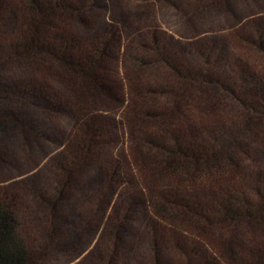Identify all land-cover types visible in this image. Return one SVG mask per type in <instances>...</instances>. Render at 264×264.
<instances>
[{
    "label": "trees",
    "instance_id": "16d2710c",
    "mask_svg": "<svg viewBox=\"0 0 264 264\" xmlns=\"http://www.w3.org/2000/svg\"><path fill=\"white\" fill-rule=\"evenodd\" d=\"M105 1L0 0V161L55 150L0 190V264H264V18L183 45ZM234 2L160 5L196 30Z\"/></svg>",
    "mask_w": 264,
    "mask_h": 264
},
{
    "label": "rangeland",
    "instance_id": "374dc122",
    "mask_svg": "<svg viewBox=\"0 0 264 264\" xmlns=\"http://www.w3.org/2000/svg\"><path fill=\"white\" fill-rule=\"evenodd\" d=\"M105 3L106 7L101 8L100 11H98L101 18L104 17L105 20L109 22H116L115 18L119 19L125 16L129 19L134 18L142 24L141 30L145 32L146 30L152 29L153 24L150 18H152V15H155L160 21L161 29L173 36L177 41H180L183 45L185 43H194L205 39L218 42L225 40L230 43V38L233 33L239 29V27L255 19L264 18V0H235L233 7L234 10H226L224 5H219L210 9V11L207 12L208 14H203L195 20V26L197 29L191 30L189 25H186V23L184 24L183 21L180 22L177 14H174L177 13L176 11L171 9V13L167 15V13H165L166 11L164 12L161 8V0H106ZM176 21H178V24L175 23ZM15 69L16 72L22 71V69ZM66 124L67 122L65 120L56 125L66 128ZM46 149L48 152V148ZM45 152L41 153V151L38 150V153L35 155L33 161H29V163L27 162L28 157L24 154L18 155L17 159H15L18 160L19 165L16 167L9 168L4 162L0 161V190L10 188V186L17 181L25 180L38 175L49 158L55 154L54 150L52 152L50 151L47 156H44ZM250 153L251 154H246L245 157L241 158V167L250 170L264 171V149L262 147H255L250 151ZM42 181L43 178L41 176L31 179L30 182L38 183ZM20 190L23 191L22 188ZM138 190L146 191L142 185L138 188ZM122 199H118L116 201V204L111 209V212L115 210L116 206L119 205ZM33 208L34 206L31 205V208L28 210V212L31 213V216L33 215L32 213H34ZM37 214L38 213H36V216L38 217L39 214ZM27 216L26 211V222L29 221V216ZM95 242L96 239L90 244L88 249L93 248ZM87 252L88 251L83 252L79 258L70 264L79 263L85 257ZM51 264L57 263L52 261Z\"/></svg>",
    "mask_w": 264,
    "mask_h": 264
}]
</instances>
